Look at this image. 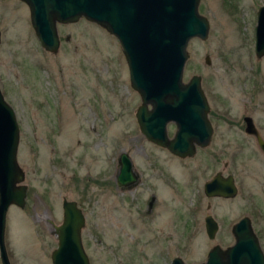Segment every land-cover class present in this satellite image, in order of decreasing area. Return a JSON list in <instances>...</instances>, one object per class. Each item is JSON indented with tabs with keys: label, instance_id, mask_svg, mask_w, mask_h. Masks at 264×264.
<instances>
[{
	"label": "rangeland",
	"instance_id": "obj_1",
	"mask_svg": "<svg viewBox=\"0 0 264 264\" xmlns=\"http://www.w3.org/2000/svg\"><path fill=\"white\" fill-rule=\"evenodd\" d=\"M260 5L264 0L199 1L209 33L188 42L183 80L201 76L220 118L213 142L185 159L140 132V95L115 35L84 17L57 23L59 49L51 53L41 48L27 4L0 0V87L19 125L17 161L28 186L25 206L13 203L5 215L12 264H53L63 197L83 209L90 264H171L176 255L202 262L212 245L232 244L231 224L242 215L250 216L264 251V153L242 119L251 116L264 138V57L254 48ZM120 152L142 174L136 190L114 188ZM218 171L233 175L234 197L204 195V180ZM105 175L108 188L100 183ZM158 183L167 194H159L153 215L144 208L160 193ZM207 213L218 222L211 239L203 227Z\"/></svg>",
	"mask_w": 264,
	"mask_h": 264
},
{
	"label": "water",
	"instance_id": "obj_2",
	"mask_svg": "<svg viewBox=\"0 0 264 264\" xmlns=\"http://www.w3.org/2000/svg\"><path fill=\"white\" fill-rule=\"evenodd\" d=\"M27 4L30 22L45 51L57 53V23L74 22L84 17L105 28L119 40L125 56L130 85L141 99L136 114L142 135L166 147L175 156L190 157L196 147H207L212 127L207 117L209 105L201 87V76L184 81L188 59L187 45L192 38L208 37L209 22L199 13L200 0H21ZM255 55L264 57V5L257 10ZM1 38V32H0ZM206 63H210L208 55ZM150 106V108H149ZM247 134L256 136L258 148L264 153V139L251 117L245 118ZM176 126L172 138L166 124ZM19 125L15 111L5 101L0 87V259L12 264L5 241L6 214L9 206H25L28 186L19 167ZM129 168V162H127ZM122 179V181H121ZM118 180H132L128 169L121 168ZM209 196L234 197L238 192L233 175H214L205 182ZM62 221L55 224L58 241L51 251L53 264H90L81 229L85 225L82 209L76 200L63 197ZM249 215H242L232 225V244H214L202 262L192 264H264V251ZM218 222L206 216L209 238L215 236ZM179 255L171 264H190Z\"/></svg>",
	"mask_w": 264,
	"mask_h": 264
},
{
	"label": "flooded vegetation",
	"instance_id": "obj_3",
	"mask_svg": "<svg viewBox=\"0 0 264 264\" xmlns=\"http://www.w3.org/2000/svg\"><path fill=\"white\" fill-rule=\"evenodd\" d=\"M206 96V95H205ZM206 99H207V102H208V104H209V98L206 96ZM141 104H139L138 106H137V108L134 110L135 111V115L134 116H136V114H137V111H138V107L140 106ZM149 108H150V106H149ZM208 114H207V116H208V120H209V122H210V124H211V127H212V136H211V141H210V143H212L213 142V139L216 137V135H217V132H218V130H217V128L215 127V124H214V120H216V119H219L220 117L218 116L216 119L214 118V109H213V107L209 104V111L207 112ZM247 117H251V116H243V123H244V132L247 134V131H246V126H247V123H246V121H245V118H247ZM57 119H61V115L58 117H56ZM252 118V117H251ZM253 119V118H252ZM136 120H137V117H136ZM253 122H254V120H253ZM138 123V122H137ZM170 123H172V122H168L167 124H166V131H167V136L169 137V138H172L173 137V135L175 134V131H176V126L172 123V125H174V127H175V131H174V133H171L170 132V130H169V124ZM254 124H255V122H254ZM55 126H54V128H55V130H57V132H60L61 130V128H60V125L56 122L55 124H54ZM138 126H139V124H138ZM255 128H256V130H257V132L259 133V135L263 138V136H262V134H261V132L259 131V128L257 129V127H256V124H255ZM140 129V128H139ZM141 132V131H140ZM142 133V132H141ZM135 136L136 135H133V136H131V135H128V138H132V140L135 138ZM147 140H149L145 135H143ZM247 136H249L250 138H253L254 139V141H256L255 143H256V145H257V139H256V136L255 135H253V134H247ZM264 139V138H263ZM151 143H153V145H157V146H159V147H161V148H163L164 150L166 149V150H168L166 147L164 148V146H161V145H159V144H157L156 142H153V141H151V140H149ZM209 144V143H208ZM257 147H258V145H257ZM203 148H205V147H199V146H197L196 147V152L195 153H197V150L198 149H203ZM207 148V147H206ZM205 148V149H206ZM172 155H174L170 150H168ZM175 156V155H174ZM175 157H178V158H185V157H180V156H175ZM188 157V156H187ZM187 157L185 158V159H187ZM190 157H192V156H190ZM115 161H116V168H115V173H114V176H113V184H114V188H116V190H121V191H125V190H129V189H137V188H139L140 187V185L142 184V182H143V178H142V174L138 171V169L137 168H135L136 167V165L134 164V162H133V159H131V157H130V155L129 154H127L126 152H120V154L118 155V157L117 158H115L114 159ZM127 162H129V168H127ZM121 168L123 169V168H126V169H128V171H129V173L130 174H132V180L131 181H129V180H127V181H125V183H121L119 180H118V178H119V175L121 174ZM106 170V169H105ZM106 173H108V171L106 170ZM219 173H222L221 171H218V172H216V173H214L212 176H210V177H208V179H206V180H204V182H203V184H202V186L203 185H205V182H208L210 179H212L213 178V176L214 175H217V174H219ZM170 175V174H169ZM229 175H232V174H229ZM228 174L227 175H224V176H229ZM105 179H107V176L105 175V177H104V179H102V177H100V183L103 185V187L104 186H107V188H108V185H107V180H105ZM121 181H122V179H121ZM236 183V182H235ZM237 185V184H236ZM161 186H163V188H165V186L163 185V183H158L157 184V188H159V191H160V193H158L157 195L153 192L152 194H151V196L148 198L149 200L147 201V206H146V208H144V209H146L145 211H146V213H150V214H155L153 211H154V207L156 208V206H157V202H158V196H159V194H161L162 193V190H161ZM203 188V193H204V195L206 196V197H208L206 194H205V192H204V186L202 187ZM238 188V187H237ZM166 190H167V188H165ZM163 195H165V194H167V193H162ZM209 197H218V195H214V196H209ZM208 197V198H209ZM78 204V203H77ZM78 206L82 209V207L78 204ZM81 212H83V209H82V211ZM83 215H84V218H85V214H84V212H83ZM211 216V217H213L212 216V214H206L205 216H203L204 217V226H205V218H206V216ZM213 218H215V217H213ZM216 220V219H215ZM234 223V222H233ZM232 225L233 224H231V230H232ZM203 226V227H204ZM206 229V228H205ZM217 231V230H216ZM232 233V232H231ZM233 234V233H232ZM215 235H216V233H215ZM234 237V236H233ZM208 238H209V235H208ZM213 238H214V236H213Z\"/></svg>",
	"mask_w": 264,
	"mask_h": 264
}]
</instances>
